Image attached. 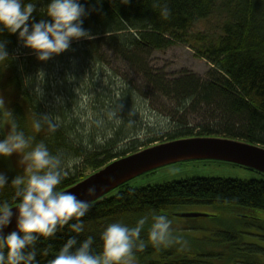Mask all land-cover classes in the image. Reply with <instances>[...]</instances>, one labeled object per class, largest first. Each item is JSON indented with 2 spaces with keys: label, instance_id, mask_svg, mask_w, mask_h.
Here are the masks:
<instances>
[{
  "label": "trees",
  "instance_id": "16d2710c",
  "mask_svg": "<svg viewBox=\"0 0 264 264\" xmlns=\"http://www.w3.org/2000/svg\"><path fill=\"white\" fill-rule=\"evenodd\" d=\"M47 2L37 4V13ZM82 3L86 9H96L83 24L94 39L74 40L67 51L48 61L38 60L34 51L18 41V34H0L11 57L7 65H0V91L9 88L15 92L7 111L0 107V139L15 123L31 138V146L43 142L65 163L78 158L79 163L58 185L61 191L116 159L165 142L220 137L264 147V0ZM164 5L171 10L168 19L159 14ZM211 16L222 18L221 34L215 38L190 35L196 23ZM41 18L50 19L36 15L37 21ZM190 41L198 44L196 56L211 66L205 77L189 71L170 76L152 66L155 51ZM113 63L128 69L130 81L120 76ZM41 70L45 73L42 85L37 80ZM133 75L138 76L139 84L130 79ZM27 77L32 83L25 87ZM38 86L43 90L40 99L35 96ZM37 121L39 130L34 127ZM0 171L6 173L9 183L17 176L2 157ZM260 175L262 178L249 181L187 178L142 188L125 184L91 203L81 218L84 232L78 234V240L93 236V251L99 253L101 233L109 223L135 226L148 215L141 232L147 246L134 251L142 260L147 258L144 264H264L260 257L264 249L244 242L237 233H228L219 251L208 245L189 247L194 244L186 234L190 226L172 225L180 243L153 247L148 240L152 213L174 217L195 204L218 205L237 211L238 218L262 225L264 175ZM13 193L9 184L0 189V199L10 201ZM69 235L77 234L65 226L54 238H41L38 250L51 245L53 251L48 257L38 254L40 264H47Z\"/></svg>",
  "mask_w": 264,
  "mask_h": 264
},
{
  "label": "clouds",
  "instance_id": "9594fccd",
  "mask_svg": "<svg viewBox=\"0 0 264 264\" xmlns=\"http://www.w3.org/2000/svg\"><path fill=\"white\" fill-rule=\"evenodd\" d=\"M41 0H0V34H18V41L25 48L35 52L37 59L48 61L54 55L67 51L74 40L94 39L90 30L83 27L84 18L95 8L86 9L82 0H48L37 13V4ZM99 3L100 0H97ZM130 0H121L128 4ZM48 17L37 21L36 15ZM160 16L168 19L171 10L164 5ZM6 42L0 40V65L10 62ZM37 80L42 85L45 73L41 70ZM32 83V78L24 80L25 87ZM35 96H43L41 87L35 89ZM2 103V101H0ZM39 130L41 123L35 122ZM51 127V125H50ZM54 130V127H53ZM26 149H30L27 150ZM14 153H22V159L29 162L26 176L17 175L9 183L5 172L0 171V189L9 184L14 188L11 200L0 199V264H40L38 254L48 257L51 245L38 250L41 238H54L65 226L77 235H69L66 242L47 264H129L134 251H143L147 246L141 238V232L149 221V216H142L135 226L121 221L109 223L101 233L102 251H93L94 237L78 240V234L84 232V221L91 201L81 200L73 192L61 191L64 178L69 169L79 163V159L62 160L60 155H53L43 142L31 146L27 137L13 123L10 133L0 139V157L8 158ZM96 188L91 186L87 194L92 197ZM13 208L17 212L12 211ZM15 216L16 230L5 234ZM75 220V222H71ZM71 222V223H70ZM173 220L165 214H151L148 240L153 247H167L180 243L181 238L174 234Z\"/></svg>",
  "mask_w": 264,
  "mask_h": 264
},
{
  "label": "rangeland",
  "instance_id": "374dc122",
  "mask_svg": "<svg viewBox=\"0 0 264 264\" xmlns=\"http://www.w3.org/2000/svg\"><path fill=\"white\" fill-rule=\"evenodd\" d=\"M221 22L222 18L220 19L217 16L201 20L190 31V35L204 34L208 35L209 38H215L222 33ZM196 47H198V44L195 41H190L186 44L175 45L165 51H155L151 58L152 66L155 69L163 70L170 76H177L182 71H189L205 77L211 66L205 59L196 56ZM113 64L117 68V65ZM118 70L121 77L125 76L124 78L129 80L128 75L130 73L128 69L119 66L116 71ZM132 78H134V83L139 84L137 75H133L130 79L132 80ZM14 96L15 92L9 88H6L2 92L0 91V101H2L0 107L4 111H7L9 103L14 101ZM2 161L14 174L27 175L26 169L29 162L23 161L21 153H14L8 158L2 157ZM90 173L91 171L87 174ZM187 178H225L249 181L258 180L262 177L256 171L228 162L193 160L163 166L153 172L131 180L128 185L133 188H142ZM182 212H197L210 215L209 217L196 219L170 217L173 220V226L192 227V229L186 231V234L194 242L193 245H189L191 248L195 245H203L204 247L208 245L209 249L219 251L223 247L222 239L228 233H237L243 237L244 242L255 244L264 249V224L261 225L253 220L238 218L237 211L226 210L218 205L195 204L183 208ZM259 216L264 221V212H259ZM260 257L264 259V253H261ZM146 259L142 260L141 256L133 255L130 263L144 264ZM213 261L220 263L216 258H213Z\"/></svg>",
  "mask_w": 264,
  "mask_h": 264
},
{
  "label": "water",
  "instance_id": "95a60500",
  "mask_svg": "<svg viewBox=\"0 0 264 264\" xmlns=\"http://www.w3.org/2000/svg\"><path fill=\"white\" fill-rule=\"evenodd\" d=\"M193 160L228 162L264 175L263 146L220 137H192L157 144L116 159L63 191L73 192L79 199L93 203L137 177L163 166ZM91 186L96 188L92 197L87 194V189ZM12 211L16 213L17 209L13 208ZM174 216L196 219L210 215L185 212L176 213ZM13 230H16L15 216L11 225L5 229V234Z\"/></svg>",
  "mask_w": 264,
  "mask_h": 264
}]
</instances>
